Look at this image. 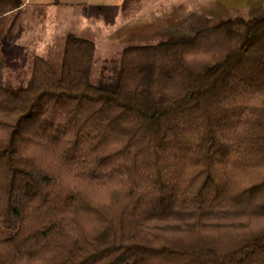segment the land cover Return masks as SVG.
<instances>
[{
    "label": "trees",
    "instance_id": "trees-1",
    "mask_svg": "<svg viewBox=\"0 0 264 264\" xmlns=\"http://www.w3.org/2000/svg\"><path fill=\"white\" fill-rule=\"evenodd\" d=\"M262 8L126 45L112 76L72 32L58 71L7 80L0 54V264H264Z\"/></svg>",
    "mask_w": 264,
    "mask_h": 264
},
{
    "label": "rangeland",
    "instance_id": "rangeland-1",
    "mask_svg": "<svg viewBox=\"0 0 264 264\" xmlns=\"http://www.w3.org/2000/svg\"><path fill=\"white\" fill-rule=\"evenodd\" d=\"M208 3H211V9L205 8L204 5ZM262 10V7H258L237 12L221 6L217 0H134L125 9L113 11L102 8L84 13L83 25L77 34L93 40L96 44L94 73L112 76L117 69L120 51L126 45L156 43L169 35L191 34L197 29L210 26L220 16L238 14L250 17ZM10 21L11 19L8 23L7 20L5 22L0 54L4 58V74L7 80L14 81L15 78H26L25 73L35 49L31 48L30 23L22 26L17 22L9 24ZM52 41L56 47H48L43 54L58 71L63 36H53ZM237 220H243V217L219 215L208 218L207 221L228 223ZM175 222L174 219H152L149 224L162 226ZM3 229L5 228L0 222V236L5 232Z\"/></svg>",
    "mask_w": 264,
    "mask_h": 264
},
{
    "label": "crops",
    "instance_id": "crops-1",
    "mask_svg": "<svg viewBox=\"0 0 264 264\" xmlns=\"http://www.w3.org/2000/svg\"><path fill=\"white\" fill-rule=\"evenodd\" d=\"M21 5L6 15L9 24H29L31 27V48L33 54L45 56L44 50L56 47L53 36L61 37L66 33L77 34L83 25L82 15L91 13L94 9H121L123 0H21ZM224 7L237 12L262 7L264 0H217ZM211 9V3L205 4ZM209 11V10H208ZM20 26V25H18ZM14 28V26H13ZM22 28V27H20ZM78 35V34H77Z\"/></svg>",
    "mask_w": 264,
    "mask_h": 264
}]
</instances>
